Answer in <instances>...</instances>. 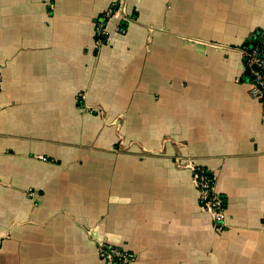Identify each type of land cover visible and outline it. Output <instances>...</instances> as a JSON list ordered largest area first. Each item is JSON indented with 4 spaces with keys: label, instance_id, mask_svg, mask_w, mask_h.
I'll return each mask as SVG.
<instances>
[{
    "label": "crops",
    "instance_id": "0c3cea01",
    "mask_svg": "<svg viewBox=\"0 0 264 264\" xmlns=\"http://www.w3.org/2000/svg\"><path fill=\"white\" fill-rule=\"evenodd\" d=\"M255 31L264 0H0V264H101L100 243L132 264H264ZM193 166L216 176L222 232Z\"/></svg>",
    "mask_w": 264,
    "mask_h": 264
},
{
    "label": "built area",
    "instance_id": "2783aa9c",
    "mask_svg": "<svg viewBox=\"0 0 264 264\" xmlns=\"http://www.w3.org/2000/svg\"><path fill=\"white\" fill-rule=\"evenodd\" d=\"M117 12H120V8L113 4L96 20L94 36L97 46L107 42L108 22ZM117 33L124 35L126 30L118 26ZM253 40L257 42L249 49H243L244 66L249 72V94L264 108V31H260ZM191 170L199 205L211 217L214 230L222 232L225 229L226 207L216 189V176L199 166H193ZM97 253L101 264H132L136 258L132 252L109 243H100Z\"/></svg>",
    "mask_w": 264,
    "mask_h": 264
},
{
    "label": "trees",
    "instance_id": "16d2710c",
    "mask_svg": "<svg viewBox=\"0 0 264 264\" xmlns=\"http://www.w3.org/2000/svg\"><path fill=\"white\" fill-rule=\"evenodd\" d=\"M259 32L260 31H255V32L252 33V35L249 37V39L243 45V49H245V48L249 49L250 46L254 45L257 42L256 40L254 41L253 38H254V36H257ZM245 77L248 80L249 72H248V70L246 68H245Z\"/></svg>",
    "mask_w": 264,
    "mask_h": 264
}]
</instances>
